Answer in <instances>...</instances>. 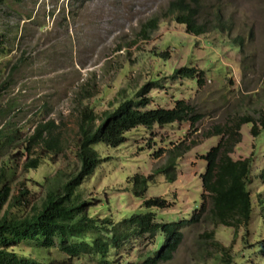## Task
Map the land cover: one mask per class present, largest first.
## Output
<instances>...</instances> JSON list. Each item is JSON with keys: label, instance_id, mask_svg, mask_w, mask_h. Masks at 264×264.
<instances>
[{"label": "rangeland", "instance_id": "rangeland-1", "mask_svg": "<svg viewBox=\"0 0 264 264\" xmlns=\"http://www.w3.org/2000/svg\"><path fill=\"white\" fill-rule=\"evenodd\" d=\"M169 1L4 0L0 4V33L8 45L0 55V130L12 129L15 134L13 144L0 154V167L13 158L11 195L27 190V204L14 203L9 216L29 212L48 186L76 171L75 143L84 110L99 117L110 104L134 97L149 81L159 85L146 93L150 107H171L184 99L200 118L193 125L183 121L137 126L116 147L93 145L103 161L78 191L90 202L94 216L117 220L144 211L141 198L131 192L130 176L156 173L177 154L174 180L154 174L145 197H163L168 203L151 209L156 221L188 219L202 203L200 174L205 161L201 155L218 142L219 135H212L215 127L241 117H250L262 127L264 0H200L199 20L212 21L213 12L219 10L225 29L199 36L187 34L183 25L162 16ZM155 16L158 26L144 38L141 25ZM182 66L201 70V82L172 77L173 69ZM50 121L57 125L60 153L49 154L35 169L23 170L28 155L21 153V145L38 122ZM250 127L251 123L241 125L240 142L230 154L233 159L252 158L249 189L254 212L248 228L235 231L213 224L206 201L200 221L182 227L172 258L159 264H221L222 247L233 264H264L256 246L264 238V210L256 203L258 195L264 200V178H259L264 169V128L254 137ZM162 242L159 235L136 236L111 250L108 259L110 264H139ZM15 251L43 255L54 263L68 259L57 247L39 251L22 244ZM72 263L100 264L98 256L88 255Z\"/></svg>", "mask_w": 264, "mask_h": 264}, {"label": "trees", "instance_id": "trees-1", "mask_svg": "<svg viewBox=\"0 0 264 264\" xmlns=\"http://www.w3.org/2000/svg\"><path fill=\"white\" fill-rule=\"evenodd\" d=\"M3 1L0 0V4ZM200 5V0H170L162 16L171 17L184 26L187 34L193 36L206 34L213 29L222 32L225 22L219 10L213 12L212 21H200ZM158 23V16L143 23L140 28L141 36L147 38ZM4 38L0 33V55L8 48ZM234 40L238 41L240 38L236 37ZM202 74L201 70L197 71L194 67L182 66L173 69L171 76L191 78L200 83ZM158 86V81L155 80L143 84L134 97L124 98L116 105L110 104L111 108L102 111L99 117L92 111L84 110L78 123L75 143L78 163L76 171L64 181L48 186L43 198L25 214L9 216V208L14 203L24 206L27 204V190L21 191L18 196L11 195L10 178L14 172L11 163L16 161L13 158L4 161L0 167V264H73L72 260L81 255L98 256L100 264H110L108 254L111 250L117 251L133 237L144 235H159L163 242L155 245L139 264L166 262L172 258L181 242L182 227L200 221L206 210V201L209 203L208 213L213 224L232 227L235 231L240 227L248 228L254 212V201L249 189L252 158L248 156L233 159L230 154L240 142L242 124L251 123L250 132L254 137L264 128V123L258 128L250 117H241L230 124L215 127L212 135H219L220 138L201 155L205 161L204 171L200 174L202 203L188 219L179 222L156 221L151 209L165 208L168 203L163 197H145L154 174L162 173L168 181L174 180L177 154H173L162 168L156 169V173H136L130 176L131 192L134 197L141 198L144 211L134 212L117 220L90 213L91 204L82 198L78 188L87 178L92 177L103 161L93 145L101 143L116 147L125 141L126 132L137 126L152 128L154 125L183 121L193 125L199 120L200 116L194 112L193 106L184 99L175 100L171 107H150L152 100L146 93L150 88ZM56 129L57 125L53 121L38 122L33 127L24 145H21V153L28 155L23 161V170L35 169L49 154L60 153V139L55 133ZM14 136L12 129H7L6 133L0 130V154L13 144ZM259 178H264V169ZM256 203L264 210L261 195L257 196ZM208 236L211 238L213 234L210 232ZM22 244L39 251L57 247L68 259L54 263L55 261L43 255H23L15 251ZM256 246L264 259V238L257 241ZM220 252L221 264H233L225 247Z\"/></svg>", "mask_w": 264, "mask_h": 264}]
</instances>
